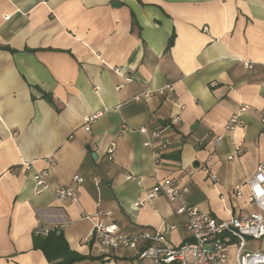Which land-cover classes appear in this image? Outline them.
I'll return each mask as SVG.
<instances>
[{"label": "crops", "instance_id": "obj_1", "mask_svg": "<svg viewBox=\"0 0 264 264\" xmlns=\"http://www.w3.org/2000/svg\"><path fill=\"white\" fill-rule=\"evenodd\" d=\"M245 105L242 126L226 129ZM263 110L264 0H0V264H58L69 252L95 258L71 264H154L85 243L84 216L109 213L93 220L159 231L179 247L192 234L177 204L156 195L134 208L166 179L212 217L250 215ZM44 170L78 201L37 194L33 175ZM43 229L59 249L37 247Z\"/></svg>", "mask_w": 264, "mask_h": 264}, {"label": "built area", "instance_id": "obj_2", "mask_svg": "<svg viewBox=\"0 0 264 264\" xmlns=\"http://www.w3.org/2000/svg\"><path fill=\"white\" fill-rule=\"evenodd\" d=\"M243 64L246 69H252V63L244 61ZM167 89L171 91L173 87L169 86ZM163 92L164 90L159 91V93ZM139 98L140 96L136 97L137 100ZM248 110L247 105L243 106L240 115L232 117L227 122L226 129L231 131L242 126L240 117ZM97 118L95 115L85 118L87 131L90 130V125ZM262 122L264 124V110L262 111ZM139 131L144 135L150 133L153 141L161 139V132H150L145 127ZM153 141H146L144 145L152 147ZM163 147H166V143H163ZM115 148L116 143H112L107 150L110 160L113 159ZM24 167L26 170H31L30 163L24 164ZM48 177L49 171L47 170L34 173L33 180L37 194L50 191L54 198L60 202L78 201L76 189L64 186L52 187L48 182ZM214 179L215 177H213ZM74 180L77 184L83 182L80 177H75ZM127 180L140 184V181L132 175L128 176ZM94 181L99 184L98 177H95ZM246 184L249 189L248 201L256 209L246 217L233 215L228 220L212 217L190 205L187 199L188 187L172 179L159 182L146 199L134 204L135 209L143 207L147 200L156 195H162L169 202L177 204L176 214L186 215V226L192 234L191 240L179 247L171 246L165 235L159 231L155 234L142 232L129 235L121 232L115 223H106L103 219L94 221L93 218L109 217V213L102 211L92 216H84L85 219L93 222L92 230L84 242L112 250L121 248L139 250V260L151 259L154 264H231L229 258L231 249L234 250V264H264V250L249 248L250 240L259 241L264 238V159L259 162L256 173L247 180ZM237 195L240 196V188L237 189ZM169 228L173 230L176 226L171 225ZM36 234L47 236L49 230H39Z\"/></svg>", "mask_w": 264, "mask_h": 264}, {"label": "trees", "instance_id": "obj_3", "mask_svg": "<svg viewBox=\"0 0 264 264\" xmlns=\"http://www.w3.org/2000/svg\"><path fill=\"white\" fill-rule=\"evenodd\" d=\"M53 235H55V234H54V232H51V231H49V234L47 236L35 234L37 247L44 249L47 253H48V251H47L48 249H51V248L59 249L58 246L57 247L54 246L55 242L51 239ZM84 259L95 260V258H93V257H86V256L79 255L77 253L69 252L68 253V259L63 263H58V264H71L73 262L81 261Z\"/></svg>", "mask_w": 264, "mask_h": 264}, {"label": "rangeland", "instance_id": "obj_4", "mask_svg": "<svg viewBox=\"0 0 264 264\" xmlns=\"http://www.w3.org/2000/svg\"><path fill=\"white\" fill-rule=\"evenodd\" d=\"M257 243H258V241H256V240H250V241H249V247H250L251 249H255ZM229 258H230V259H234V250H232V249H231L230 252H229Z\"/></svg>", "mask_w": 264, "mask_h": 264}, {"label": "water", "instance_id": "obj_5", "mask_svg": "<svg viewBox=\"0 0 264 264\" xmlns=\"http://www.w3.org/2000/svg\"><path fill=\"white\" fill-rule=\"evenodd\" d=\"M113 5H114V6H119V4H118V3H116V2H115V3H113Z\"/></svg>", "mask_w": 264, "mask_h": 264}]
</instances>
